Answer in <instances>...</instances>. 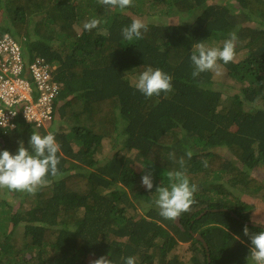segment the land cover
Listing matches in <instances>:
<instances>
[{"label":"trees","instance_id":"16d2710c","mask_svg":"<svg viewBox=\"0 0 264 264\" xmlns=\"http://www.w3.org/2000/svg\"><path fill=\"white\" fill-rule=\"evenodd\" d=\"M235 2L133 0L129 8L108 11L98 0H0V39L18 40L29 64L40 56L55 65V80L63 84L51 124L60 145L59 175H49L51 183L34 195L11 192L25 195L18 205L0 199V264H90L109 252L117 264L127 256L136 264H185L186 258L208 264L194 233L207 240L211 264H247L250 240L243 228L262 227L233 215L252 221V207L223 182L264 199V181L249 175V168L264 164V26L250 24L264 22V0ZM145 14L164 19L142 20L148 26L142 38L125 40L122 28ZM93 18L100 25L85 30ZM231 33L237 36L234 60L218 61L219 74L194 79V45L222 47ZM148 66L173 77L171 92L146 97L134 87ZM228 79L237 91L215 86ZM17 122L15 130L0 129V151L15 154L20 141L29 147L33 132L48 133L21 116ZM108 138H118L127 154L102 159ZM224 147L239 163L222 154ZM177 170L198 191L189 211L166 220L155 190ZM146 173L151 190L141 185Z\"/></svg>","mask_w":264,"mask_h":264},{"label":"clouds","instance_id":"9594fccd","mask_svg":"<svg viewBox=\"0 0 264 264\" xmlns=\"http://www.w3.org/2000/svg\"><path fill=\"white\" fill-rule=\"evenodd\" d=\"M98 3L100 6H106V10L108 11L116 8L124 10L132 6L133 0H98ZM100 23V19L93 18L86 21L83 24V28L91 31L97 28ZM141 30L147 31V24L139 18H134L130 25L122 28L121 32L125 40L133 41L134 39L142 38ZM236 41V34L231 33L229 38L224 40L222 47H207L203 42H197L190 56L193 66L192 77L195 79L201 73L208 71H216L219 74L220 65L218 61H222L226 65L234 60ZM53 80L60 86V91L54 99L55 113L58 109L56 107V100H59L63 87L61 82L55 80V69L53 71ZM172 80L173 77L162 69L148 66L138 75L134 87L146 97L158 96L161 92L168 93L172 91ZM57 105L59 107V104ZM20 116L27 122L34 123L37 127L45 128L51 125L54 119L53 115L50 121H45L39 125L37 122L30 121L21 114ZM17 125L12 130H15ZM0 129L4 130L3 128ZM28 144L29 147L26 148L24 142L20 141L15 154H12L8 150L0 151V189L34 195L39 189L51 183V180L48 179L49 175L54 178L59 175L58 165L60 160L57 154L60 151V145L56 141L55 133L50 131L47 134L41 135L38 132H33ZM186 155L191 159L193 152L187 150ZM203 163L207 167V162L203 161ZM179 164L181 169H183L185 164L183 158L179 160ZM166 175L168 184L165 186L162 182L156 188L157 199L155 200V204L160 210L159 215L161 217L174 221L182 213L190 210V206L195 202L194 193L198 191V188L197 185L190 184L189 178L183 170L169 171ZM141 185L147 190L153 188L151 173L142 175ZM253 222L264 225V223L258 220H254ZM243 234L250 240L249 255L246 258L247 264L248 262L250 264H264V227L257 232H252L245 225ZM235 239L239 240L240 237L236 236ZM109 257H111L110 252L107 255H102L99 258L91 260L90 264H117L116 261ZM121 261L122 264H136L134 256L121 257Z\"/></svg>","mask_w":264,"mask_h":264},{"label":"built area","instance_id":"2783aa9c","mask_svg":"<svg viewBox=\"0 0 264 264\" xmlns=\"http://www.w3.org/2000/svg\"><path fill=\"white\" fill-rule=\"evenodd\" d=\"M55 68L40 56L29 64L18 40L10 35L0 39V128L14 129L20 114L39 125L53 118L60 91Z\"/></svg>","mask_w":264,"mask_h":264},{"label":"rangeland","instance_id":"374dc122","mask_svg":"<svg viewBox=\"0 0 264 264\" xmlns=\"http://www.w3.org/2000/svg\"><path fill=\"white\" fill-rule=\"evenodd\" d=\"M221 2H223L224 4H227L229 6H231V4L233 6H238L237 2H235V0H219ZM233 8V7H232ZM235 9L237 7H234ZM141 20H145V21H154V22H161L164 18L163 16L159 17L158 15H153L151 16L150 14H145L143 16H139L137 17ZM178 18H181V16H179ZM177 17H174L175 20L178 19ZM264 23V22H263ZM262 22H255L253 23V21L250 22V24L252 25H257V26H264ZM262 24V25H260ZM243 52L238 54V56H242ZM218 88L223 87L224 90H226V92H234L237 91L238 88L235 84V82L233 80L228 79V83L226 86L223 85H215ZM221 89V88H220ZM53 128H56L53 126ZM48 132H52V127L51 125H48L46 127ZM105 145L103 146L102 150H101V158L102 159H106L109 156L111 157L112 155H114L115 153H118L119 156L122 155H126L127 152L125 150V147H123L122 143H120V140L118 138H108L105 143ZM222 154H224L227 158H229L230 160H233V162L239 163V160L237 159L236 156H233L232 153L230 151L227 150V148H222L221 149ZM249 175L251 177H256L257 179H261L264 181V164L263 165H259L257 167L254 168H249ZM224 181V180H223ZM223 184L228 185L229 188H231V190L234 192L235 197L237 199H243V201H245L249 206H251L252 208L249 209L248 211L250 212V217L251 220H258L262 223H264V199L263 197L259 196V195H249V194H244V192H240L238 190H235L231 185L227 184L225 181L223 182ZM25 195H23L22 197H15L12 195L11 192H9L7 189H0V199H9V201L11 203H13L14 205H18L19 201L21 198H24ZM10 242H14L15 238H12V236L9 237ZM187 244L186 243H181L179 246L180 250L185 249L184 247H186ZM1 247H4V245L2 244ZM185 264H192L191 261H189V258L185 260Z\"/></svg>","mask_w":264,"mask_h":264},{"label":"water","instance_id":"95a60500","mask_svg":"<svg viewBox=\"0 0 264 264\" xmlns=\"http://www.w3.org/2000/svg\"><path fill=\"white\" fill-rule=\"evenodd\" d=\"M217 210H228V209H225V208H217V209H213V211H217ZM208 210H205L203 211L199 216L198 218L202 217ZM233 215L240 219L241 221H244L246 224L248 225H253V226H260V227H264V225H259V224H256L254 223L253 221H247V220H242V218L235 212H232ZM194 237L197 238L198 240L202 241L203 245L205 246L206 248V251H207V254H208V264H211V253H210V247H209V244L207 242V240L203 237V235L201 233H194Z\"/></svg>","mask_w":264,"mask_h":264}]
</instances>
